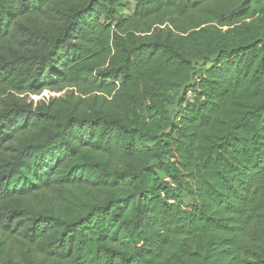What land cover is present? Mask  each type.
<instances>
[{"label": "trees", "instance_id": "obj_1", "mask_svg": "<svg viewBox=\"0 0 264 264\" xmlns=\"http://www.w3.org/2000/svg\"><path fill=\"white\" fill-rule=\"evenodd\" d=\"M127 1L0 0V264H264V0Z\"/></svg>", "mask_w": 264, "mask_h": 264}, {"label": "rangeland", "instance_id": "obj_2", "mask_svg": "<svg viewBox=\"0 0 264 264\" xmlns=\"http://www.w3.org/2000/svg\"><path fill=\"white\" fill-rule=\"evenodd\" d=\"M133 9H134V2L132 0H128L126 2L125 7L120 8L122 14L126 15V16L131 14ZM52 95H56V94H54L53 92H50L49 90H46V91L42 92L40 95L30 96V98L33 100H40V99H44V98H49Z\"/></svg>", "mask_w": 264, "mask_h": 264}]
</instances>
